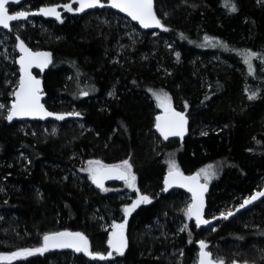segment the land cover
Returning <instances> with one entry per match:
<instances>
[{
    "label": "trees",
    "instance_id": "1",
    "mask_svg": "<svg viewBox=\"0 0 264 264\" xmlns=\"http://www.w3.org/2000/svg\"><path fill=\"white\" fill-rule=\"evenodd\" d=\"M70 1L25 3L33 10ZM155 10L162 31H143L108 7L0 30V254L40 248L58 231L82 232L91 253L34 252L0 264H196L201 241L216 261L264 264V199L198 229L186 215L189 195L164 191L170 161L186 173L211 166L207 218L264 188V0H155ZM20 40L50 53L46 106L75 108L80 118L8 122ZM248 52L257 54L251 71ZM159 90L187 112L182 141L155 130ZM90 160H128L137 192L151 202L126 214L136 192L124 195L121 182L97 189L84 171ZM124 220L127 246L110 254L107 227Z\"/></svg>",
    "mask_w": 264,
    "mask_h": 264
},
{
    "label": "snow or ice",
    "instance_id": "2",
    "mask_svg": "<svg viewBox=\"0 0 264 264\" xmlns=\"http://www.w3.org/2000/svg\"><path fill=\"white\" fill-rule=\"evenodd\" d=\"M10 0H0V26L7 29L9 28L10 21H17L22 18H26L28 13L19 12L16 14H9L8 8L6 7L9 4ZM11 2H19V0H11ZM79 3V8L77 11H84L86 8H93L97 5L103 6L100 4V0H75ZM111 6L118 8L127 14L133 19L139 21V23L144 28L149 27H162L161 21L156 17L153 11V0H111ZM64 8L67 11H72L70 5H64ZM235 6L232 5V11H235ZM40 12L44 15H53L57 19H60V13L55 7L52 8H42ZM166 30V29H165ZM205 40L208 41L209 38L205 37ZM210 42V41H209ZM20 51L24 53V56L20 58L21 71L23 75L19 81V87L16 92L13 93L15 96V101L11 105V109L8 112L6 117L7 120L11 121L16 116H30V115H43V116H52L53 113L46 112L43 105L40 103V81L31 76L29 68L35 64L37 67H45L47 63H50V54L49 53H32L24 45L23 42L19 45ZM257 54L248 52L245 55V63L249 65L251 71V60L256 57ZM87 95V93H84ZM253 94L249 98H254ZM157 100L159 101V106L164 108L165 115L158 116L156 128L160 131L161 135L165 140L169 136H182L185 130V125L187 123L185 116L182 113L176 112L171 107V100L167 94L156 95ZM5 106L0 105V109H3ZM71 115V114H69ZM76 115H79L78 113ZM64 115L56 116V119L63 120ZM131 164L128 160L123 161L121 164L105 166L101 165L99 161H89L88 171L91 173V178L93 183L97 187L107 191L108 189L104 188L103 181L105 179H119L124 180L128 187L135 189V175L132 174ZM169 173L168 178L165 180V185L171 187L173 182L179 183L180 187H187L188 190L192 193L193 202L188 205L186 209V215L191 218L195 217L196 225L199 227L201 224H207L209 221L202 219V210H203V199L202 192L206 190V184H199V178L201 175L204 176L207 181L213 175L211 166H208L206 169H201L194 176H184L178 169L174 161L169 162ZM138 191V189H137ZM258 196H264V192L257 193V195L246 199L241 207L252 202L258 198ZM150 199L147 195H139L138 199L130 206L124 209L126 214H130L135 210L141 203H150ZM233 212L228 211L226 214L221 213V217L227 219L232 216ZM124 224L114 225V228L117 231L112 233V239L109 240V244L120 254H123V248L125 246V240L123 236ZM44 245L42 248H37L35 252L47 251L51 247H64V248H75L77 252L84 251L91 255L88 251V241L87 238L81 233H69V232H60L51 235H45L43 237ZM207 245L201 241L200 242V264H223V261H214L211 258V253L205 251ZM33 250H23L22 252H17L12 255V257H2L3 259H12L20 257L23 255H31ZM110 255V254H109ZM104 259L103 256L99 257ZM233 264H236L234 261Z\"/></svg>",
    "mask_w": 264,
    "mask_h": 264
},
{
    "label": "water",
    "instance_id": "3",
    "mask_svg": "<svg viewBox=\"0 0 264 264\" xmlns=\"http://www.w3.org/2000/svg\"><path fill=\"white\" fill-rule=\"evenodd\" d=\"M24 2H26V0H19V2H9V4L6 5V7L8 8V11H9V14H16V13H19V12H26L28 13V16L26 18H22L20 20H17V21H10L9 22V28L5 29L3 28V26H0V30L1 29H5V30H9L12 28V26L18 22H26V21H29L30 19L32 18H35V17H46V18H50V19H57L55 16L53 15H44L43 13L40 12V9L42 8H52V7H55L57 9V11L60 13V17H62L64 15V12L66 11V9L64 8V5H70L72 8H75V9H78L79 8V3L75 2V0H71L70 2L68 3H63V4H57V5H44L40 8H37V9H33V10H29V11H23V10H11L10 6H16V7H19L21 6ZM100 4H102L103 6L102 7H109L115 11H117L118 13L122 14L123 16H125L126 18H128L129 20H131L132 22L136 23L143 31H152V32H156V31H162L164 29V24L162 23V21L160 20L159 16L157 15L156 13V10H155V0H153V11L156 15V17L161 21V24H162V27H149V28H144L140 23L139 21L137 20H133L128 14L127 12H123L121 11L120 9L118 8H114L111 6V0H100ZM101 6L97 5L96 7H93V8H86L84 11H77L75 10V14L76 15H82L84 13H87L89 11H92V10H95V9H98V8H102ZM23 42L25 47L32 53H37V52H40V53H49V51L47 50H44V49H40V50H35L33 49L27 42H25L24 40H20L18 45H17V51L19 53V56L17 58V65H18V68H19V71H20V76H19V81H20V78L21 76L23 75L22 71H21V65H20V58L22 56H24V53L20 51V48H19V45L20 43ZM50 54V53H49ZM49 65L50 63H47V66L45 67H37L35 64H33L30 68H29V72L31 73V76L34 77L35 79L39 80L40 81V88H41V92H40V103L43 105L44 107V110L46 112H50V113H53L52 116H43V115H30V116H16L14 117L11 121L8 120L9 123H13L15 121H18V122H26V121H40V122H47V121H50V120H53V121H56L58 123H62L64 122L65 120H69V119H78L80 118V114L78 112H58V111H53V110H50L46 104H45V100H46V97H47V93H46V90H45V84H44V78H43V75L44 73L46 72V70L49 68ZM18 87H19V82H18V86L16 87L15 89V92L18 90ZM14 101H15V96H14ZM13 101V102H14ZM12 102V103H13ZM12 105V104H11ZM11 109V108H10ZM174 111L176 112H179V113H182L184 116H185V119L187 121L186 125L184 126L185 127V130H184V133L182 136H169L167 140L164 139V137L161 135L160 131L156 128V123H157V119H155V130L157 131V133L160 135V137L162 138L163 141L167 142L169 141L170 139H180V140H183L187 135H188V132H189V120H188V117L186 114H184V112L178 110L177 108H173ZM79 114V115H76V114ZM71 114V115H69ZM58 115H64V119L63 120H58L56 119V116ZM165 113H159L156 118L158 116H164ZM112 165H115V164H112ZM112 165H106V166H112ZM179 171L184 175V176H194L197 172L199 171H195V172H192V173H186L184 172L183 170H181L180 168H178ZM168 173L169 171L166 173L165 175V178H164V191L165 192H169L171 190H181L183 192H185L187 195H189L190 197V204L193 202V199H192V193L188 190L187 187H180L179 186V183L177 182H173L172 183V186L171 187H167V190H165L166 188V185H165V180L168 178ZM124 180H119V179H105L103 181V185H104V188H106L108 185H110L111 183H115V182H122ZM92 184L99 190H102L101 188L97 187V185L95 183H93V180H92ZM199 184H206L207 187H206V190H204L202 192V199H203V210H202V219L203 220H207L209 221V223L207 224H201L199 227H197L198 229L202 228V227H209V226H213L217 221H223V220H230L234 217H236L238 214H240L241 212H243L244 210H247L251 207H253L254 205H256L257 203L261 202L263 199H264V196H258L257 199L255 200H252L251 203L245 205L244 207H241V205L244 203H242L241 205H239L238 207H236L235 209L232 210L233 212V215L228 217L227 219H224L221 217V214L219 215H216L215 217L213 218H207L206 217V209H207V196H208V193H209V189H210V184H207L206 182L203 181L202 179V176H200L199 178ZM261 192H264V188L260 189V190H257L255 191L251 196H249L247 199H250L251 197L257 195V193H261ZM246 200V199H245ZM244 200V201H245ZM226 214V213H225ZM191 220L195 223L196 225V220H195V217H191ZM197 226V225H196ZM60 232H69V233H81L82 235H84L86 238H87V241H88V245L90 246V241L88 239V237L83 234L82 232H79V231H58V232H52V233H49L48 235H51V234H55V233H60ZM123 236H124V233H123ZM113 238V237H112ZM124 240H125V236H124ZM43 245H44V241H43ZM43 245L40 247L42 248ZM109 247H110V254H114V253H118L110 244H109ZM126 248V240H125V246L123 248V251L125 250ZM62 249H67V250H71V251H74V252H77L75 250V248H64V247H49L47 251H52V250H62ZM200 251L198 252V257H197V264H200ZM205 251H208L210 252L208 249H205ZM43 252H46V251H43ZM43 252H38V253H43ZM80 252H84V251H80ZM211 253V252H210ZM211 258L215 260V258L212 256L211 254ZM230 264H233V263H230ZM236 264H252V263H247V262H236Z\"/></svg>",
    "mask_w": 264,
    "mask_h": 264
},
{
    "label": "rangeland",
    "instance_id": "4",
    "mask_svg": "<svg viewBox=\"0 0 264 264\" xmlns=\"http://www.w3.org/2000/svg\"><path fill=\"white\" fill-rule=\"evenodd\" d=\"M20 8H21L20 10H23V11H29V10H31V9H30V6H29L28 3H25V4L22 5ZM26 22H27V21H26ZM18 23H23V22H18ZM29 23H31V24L34 25V21H33V19H30V20H29ZM2 37H3L2 40L5 42V51H6V52H8V51L11 52V50L9 49V46H10V45H9V43H8V41H9V36H8L7 34H4ZM12 47H13V46H12ZM263 67H264V66H263ZM163 94H167V96H168V97L170 98V100H171V107H172V109L175 108V106H174V104H173V101H172V99H171V96H170V94H169L168 92H166V91H164V90L154 91V92L152 93V97H153V100H154V103H155L156 109L159 111V113H165V110H164V108H162V107L159 106V101L157 100L156 95H163ZM71 112H75V108H74V109H71ZM184 114L187 115V112L184 111ZM26 122H27V121H26ZM53 125H54V129H55V124H53ZM90 161H99V160H90ZM99 162H100L101 165H105V166H106V165H109V164L104 163V162H102V161H99ZM121 163H122V162H121ZM121 163H117V164H115V165H118V164H121ZM129 163H130V162H129ZM176 165H177V164H176ZM84 167H85V168H84L85 174L87 175V177H89V179L92 180V178H91V173L87 170L88 167H89V161L86 162V165H85ZM177 167H178V166H177ZM178 168H179V167H178ZM169 170H170V169H169ZM131 171H132V174L135 175L133 168H131ZM201 176H202V179H203L204 182H206L207 184H210V183H211V181H212L211 177H210V179H208V180L206 181L205 178H204V176H203V175H201ZM135 177H136V175H135ZM121 184H122V187H123L124 189L127 190V192H125L124 195L130 197L131 194H132L133 192H136V197H135V198H132L133 200H132V203L130 204V206H131V205H132V204L138 199V197H139V195H140V194L137 192V189H138V185H137V177H136V180H135V185H136V188H135V189L128 187V185H127V183H126L125 181H122ZM228 211H231V209H230V210H227L226 213H227ZM120 224H124V225H125V227H124V229H123V233H124V236H125L126 246H127V243H128L127 222H126V220H124V221H122ZM107 228H108L109 231H110V239H112V233H113L114 231H117V230H116L114 227H112V226H108ZM110 239H109V240H110ZM204 243H205V242H204ZM205 244L207 245V248H206V249H208V244H207V243H205ZM199 248H200V243H199ZM23 250H33V253L35 252V251H34L35 249H23ZM23 250H18V251L13 252V253H3V254H0V262H11V261H14V260H17V259H20V258H25V257L29 256V255H23V256H20V257L12 258V259H3V258H2V257H12V255H13L14 253L22 252ZM208 250H209V249H208ZM88 251H90V246H89V245H88ZM174 253H176V252H174ZM196 264H197V261H196ZM223 264H225L224 261H223Z\"/></svg>",
    "mask_w": 264,
    "mask_h": 264
},
{
    "label": "flooded vegetation",
    "instance_id": "5",
    "mask_svg": "<svg viewBox=\"0 0 264 264\" xmlns=\"http://www.w3.org/2000/svg\"><path fill=\"white\" fill-rule=\"evenodd\" d=\"M24 3H25V2H24ZM24 3H23V4H24ZM14 7H16V6H14ZM20 7H21V6H19V7H16L15 9H12V8H11V6H10V8H11V10H12V11H13V10H18V9H21ZM72 9H73V11H75V10H76L75 8H72ZM66 11H67V10H66Z\"/></svg>",
    "mask_w": 264,
    "mask_h": 264
},
{
    "label": "bare ground",
    "instance_id": "6",
    "mask_svg": "<svg viewBox=\"0 0 264 264\" xmlns=\"http://www.w3.org/2000/svg\"><path fill=\"white\" fill-rule=\"evenodd\" d=\"M102 8H103V7H102ZM108 8H109V7H108ZM121 15H122V14H121ZM124 17H125V16H124ZM159 18H160V17H159ZM160 20H161V19H160ZM130 21H131V20H130ZM161 21H162V20H161ZM133 23H134V22H133ZM162 23H163V22H162ZM135 24H136V23H135ZM163 24H164V23H163ZM164 28H165V25H164ZM163 30H164V29H163ZM170 140H172V139H170ZM179 140H180V139H179ZM181 141H182V140H181ZM168 171H169V170H168ZM168 171H167V172H168ZM115 183H117V182H115ZM111 184H113V183H111ZM111 184H110V185H111ZM108 186H109V185H108ZM189 205H190V204H189Z\"/></svg>",
    "mask_w": 264,
    "mask_h": 264
}]
</instances>
